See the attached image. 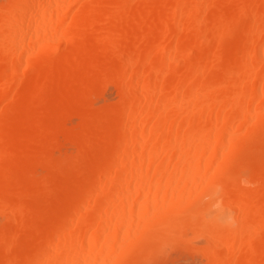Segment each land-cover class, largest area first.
<instances>
[{"label": "bare ground", "instance_id": "6f19581e", "mask_svg": "<svg viewBox=\"0 0 264 264\" xmlns=\"http://www.w3.org/2000/svg\"><path fill=\"white\" fill-rule=\"evenodd\" d=\"M170 258L264 264V0H0V264Z\"/></svg>", "mask_w": 264, "mask_h": 264}, {"label": "rangeland", "instance_id": "374dc122", "mask_svg": "<svg viewBox=\"0 0 264 264\" xmlns=\"http://www.w3.org/2000/svg\"><path fill=\"white\" fill-rule=\"evenodd\" d=\"M101 104H102V102H101ZM101 104L99 103L98 105H101ZM4 105H7V103H5ZM70 123H71V125H75L77 123V120L72 119L70 121ZM201 243H204V242H199L198 244H201ZM195 261H196V263H195ZM194 263L199 264V259L196 258V259H194V261L193 260L192 261H185V260L183 261V259L181 260L180 258L179 259L170 258V259L165 260L162 264H194Z\"/></svg>", "mask_w": 264, "mask_h": 264}]
</instances>
